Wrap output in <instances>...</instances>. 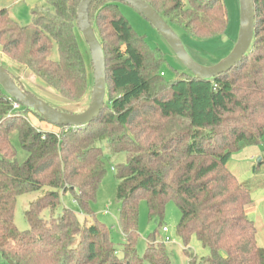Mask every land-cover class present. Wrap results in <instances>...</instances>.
Returning <instances> with one entry per match:
<instances>
[{
	"label": "trees",
	"instance_id": "1",
	"mask_svg": "<svg viewBox=\"0 0 264 264\" xmlns=\"http://www.w3.org/2000/svg\"><path fill=\"white\" fill-rule=\"evenodd\" d=\"M80 1L46 0L48 7L31 10L27 25L0 10L1 54L50 88L62 104L83 102L93 87L91 59L89 84L78 46V38L83 40L77 27ZM143 1L190 38L205 41L226 31L221 0ZM253 2L249 50L230 71L210 80L186 69L165 80L159 74L166 63L163 53L151 50L131 27L119 10L124 3H92L88 16L105 57L106 87L104 107L87 126L56 127L0 87V255L6 264H171L161 242H148L137 256L140 200L147 203L149 221L159 225L167 201L175 202L183 251L187 254L192 236L208 249L200 260L191 255L190 264H264V247L248 236L251 189L227 167L233 154L264 142V0ZM28 113L56 131L36 128ZM104 146L110 156L125 155L123 164L111 167L118 181L120 252L104 225L79 223L59 200L70 191L88 215L106 172ZM18 148L27 154L23 162ZM36 192L40 196L23 214L28 229L19 231L13 220L16 200Z\"/></svg>",
	"mask_w": 264,
	"mask_h": 264
},
{
	"label": "rangeland",
	"instance_id": "2",
	"mask_svg": "<svg viewBox=\"0 0 264 264\" xmlns=\"http://www.w3.org/2000/svg\"><path fill=\"white\" fill-rule=\"evenodd\" d=\"M225 8L228 24L224 35L209 39L197 40L190 38L178 27H173V31L181 40L184 49L189 56L198 64L211 67L224 58L232 51L239 32L240 9L238 0H221ZM37 7H48L46 0H0V10L6 9L10 16L20 25H27L31 22V10ZM119 10L128 20L135 32L142 36L151 50L159 49L165 58L159 73L165 80H173L176 73L187 72L184 66L178 61L172 50L161 38L157 31L152 28L148 22L130 6L119 4ZM78 46L82 52L84 62L87 66L88 83L91 82L92 68H89L90 54L87 53L86 45L83 40L78 38ZM1 54V52H0ZM53 60L58 59L57 48L54 47L51 53ZM8 68L14 77H19L26 90H29L38 98L45 100L52 107H59L71 111V113H80L88 107L90 96L78 104H62L53 91L46 87L41 81L33 75L24 72L22 68ZM9 71V72H10ZM92 88L90 90V93ZM28 119L39 129L55 130L53 126L34 117L28 113ZM148 115H152L149 113ZM236 127H240L239 124ZM56 131V130H55ZM104 163L106 172L98 186L95 199L90 203L88 215L81 213L79 206L74 202L72 194L67 191L60 196L61 208H67L74 212L79 223H98L107 228L110 240L114 247L120 252L124 238L119 228V205L116 201V189L118 181L111 167L123 164L125 155L118 154L110 156L107 148L103 147ZM27 157L25 151L17 149V158L23 162ZM260 158V163L257 159ZM229 170L236 176L239 182L246 183L251 189V205L246 210V219L248 221V236L258 247H264V142L259 146H250L242 149L240 152L233 154L227 163ZM40 196V192L23 195L17 198L14 211V225L19 231L28 229V224L24 218V212L28 209L30 202ZM59 212V210H58ZM180 219V212L173 200L167 201L164 207L163 220L161 224L149 221L148 206L145 200L138 203V230L137 238V256L142 257L148 242H161L164 244V250L169 257L171 264H190L191 255L196 256L197 260L208 255V249L204 248L195 236H192L187 246V254L183 251L184 244L177 234V224ZM167 228V233H163L161 227ZM165 237L170 242H165ZM199 262V261H198ZM0 264H6L0 255Z\"/></svg>",
	"mask_w": 264,
	"mask_h": 264
},
{
	"label": "water",
	"instance_id": "3",
	"mask_svg": "<svg viewBox=\"0 0 264 264\" xmlns=\"http://www.w3.org/2000/svg\"><path fill=\"white\" fill-rule=\"evenodd\" d=\"M98 0H81L77 8V27L88 46L93 66V87L90 103L80 113L60 111L44 100L29 94L17 84V79L0 66V87L4 93L22 107L33 110L46 122L56 127H84L91 124L100 115L104 107L106 73L105 57L101 45L89 22L88 10ZM124 3L137 11L161 36L172 50L178 61L191 75L198 79L210 80L227 73L237 65L249 50L254 33L255 9L253 0H238L240 9L239 32L237 41L229 55L211 67L196 63L186 52L173 29L158 13L143 0H110ZM258 158L257 162L260 163Z\"/></svg>",
	"mask_w": 264,
	"mask_h": 264
},
{
	"label": "crops",
	"instance_id": "4",
	"mask_svg": "<svg viewBox=\"0 0 264 264\" xmlns=\"http://www.w3.org/2000/svg\"><path fill=\"white\" fill-rule=\"evenodd\" d=\"M0 63L13 67V65L9 62V60L6 57H4L2 54H0Z\"/></svg>",
	"mask_w": 264,
	"mask_h": 264
},
{
	"label": "built area",
	"instance_id": "5",
	"mask_svg": "<svg viewBox=\"0 0 264 264\" xmlns=\"http://www.w3.org/2000/svg\"><path fill=\"white\" fill-rule=\"evenodd\" d=\"M18 106H19L18 104H14V108H16V109L18 108ZM162 232L163 233H167V228L166 227H163L162 228ZM164 240H165V242H170L169 238H167V237H165Z\"/></svg>",
	"mask_w": 264,
	"mask_h": 264
}]
</instances>
